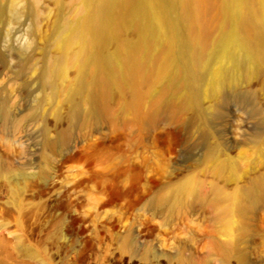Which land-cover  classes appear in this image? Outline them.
Segmentation results:
<instances>
[{"label":"bare ground","instance_id":"obj_1","mask_svg":"<svg viewBox=\"0 0 264 264\" xmlns=\"http://www.w3.org/2000/svg\"><path fill=\"white\" fill-rule=\"evenodd\" d=\"M39 1L4 0L8 23L16 22L9 29L16 50L25 45L18 35L26 20L33 22L32 35L39 36ZM3 15L0 0V22ZM51 49L55 53H44L37 83L49 91L50 101L63 96L70 113L54 139L43 128L44 164L46 153L65 145L74 126L130 115L134 148L128 154L99 149L87 158L105 160L104 170L113 180H131L132 185H142L145 173L166 165L173 171L189 168L166 192L156 194L155 203L181 197L185 208L210 209L225 239L211 235L207 257L245 264L240 245L248 221L264 213V120L248 133L240 120L239 141L229 124L222 133L214 126L224 114L235 113L225 107L229 97L264 102V0H68L59 4ZM26 64L34 70L30 60ZM250 81L257 82L256 91L248 87ZM53 119L61 123L57 112ZM159 128L165 132L145 144L146 133ZM184 136L196 137L199 150L177 164ZM247 151L257 159L259 171L253 175L239 171ZM82 158L66 156L67 161ZM260 248L264 252V239ZM191 262L177 259V264Z\"/></svg>","mask_w":264,"mask_h":264},{"label":"rangeland","instance_id":"obj_2","mask_svg":"<svg viewBox=\"0 0 264 264\" xmlns=\"http://www.w3.org/2000/svg\"><path fill=\"white\" fill-rule=\"evenodd\" d=\"M67 2L39 1V36L32 35L33 22L26 20L18 35L25 42L20 51L11 47L9 29L16 22L8 23L6 4L1 0L0 264H177L179 257L191 259V264H239L234 259L223 262L216 255L207 257L210 236L225 239L219 235V224L210 209L185 208L181 197L162 205L155 203L156 194L166 192L189 173V168L173 171L166 165L163 171L145 173L142 185L134 186L131 180H113L104 170L105 160L87 158L99 149L128 154L135 146L136 134L130 115L118 114L112 123L99 119L87 127L74 126L65 145L46 153L49 161L44 164L43 128L54 139L66 127L70 107L63 96L50 101L49 91L39 89L36 76L44 53H55L51 37L58 7ZM29 60L34 64L33 71L26 64ZM71 76L68 74V78ZM248 87L256 91L257 82L250 81ZM225 107L235 113L230 117L224 114L216 121L214 131L222 133L229 124L236 141L240 139V120L245 122V133L264 120L260 98L229 97ZM112 108L116 109V104ZM260 111L261 115H255ZM55 112L61 118L60 124L54 122ZM163 132L162 128L149 130L144 143L149 145L155 135ZM198 150L196 137H182L176 163L181 164L182 157ZM70 153L84 158L67 161ZM228 154L237 157L235 151ZM241 165L240 174L259 171L251 151H247ZM113 191L120 196L116 201ZM247 227L240 245L247 257L245 264H264L260 248L264 213H255Z\"/></svg>","mask_w":264,"mask_h":264}]
</instances>
